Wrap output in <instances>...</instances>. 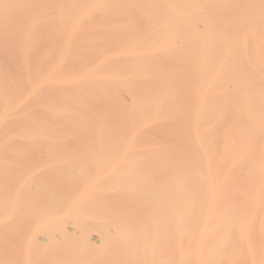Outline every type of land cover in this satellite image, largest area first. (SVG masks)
I'll use <instances>...</instances> for the list:
<instances>
[{
    "label": "bare ground",
    "instance_id": "obj_1",
    "mask_svg": "<svg viewBox=\"0 0 264 264\" xmlns=\"http://www.w3.org/2000/svg\"><path fill=\"white\" fill-rule=\"evenodd\" d=\"M0 264H264V0H0Z\"/></svg>",
    "mask_w": 264,
    "mask_h": 264
}]
</instances>
